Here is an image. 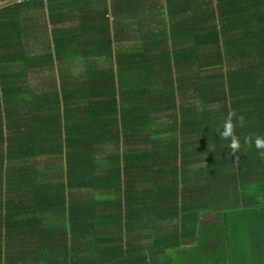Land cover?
<instances>
[{
	"label": "trees",
	"instance_id": "obj_1",
	"mask_svg": "<svg viewBox=\"0 0 264 264\" xmlns=\"http://www.w3.org/2000/svg\"><path fill=\"white\" fill-rule=\"evenodd\" d=\"M190 1L187 15L191 10L194 15ZM210 1L202 0L197 8L201 24L196 25V33L202 47L217 48L215 56L206 60L226 67L225 73L215 72V77L225 82L227 93L220 97L221 107L216 110L218 116L225 114L218 130L229 121L241 150L247 149L257 160L263 153L251 140L264 138V0H215L216 6ZM44 4L52 37L42 39L41 47L32 44L24 50L19 30L28 36L48 30L47 24L36 18V9ZM20 5H32L35 11L28 8L24 12L17 4L19 11L14 16L6 7L10 21L16 22L5 23L0 37V264H231L235 257L234 264H248L238 261L237 253L248 250L249 242L255 243L249 248L251 254H243L251 257V264H264V200L258 201L259 195L264 196L262 164L259 168L258 161L255 163L252 198L243 196L240 205L225 201L215 184L214 167L226 159L222 156L225 148L231 151V137L221 138L218 130L204 138V150L210 144L213 147L209 156L207 152V157L206 153L202 157L207 160L202 173L209 180L202 188L195 183L194 159L182 156L179 175L174 167L171 179L154 181L143 175L124 189L117 182L113 194L106 185L101 188L103 193H93V183L86 177V163L93 150L85 147L89 133L84 131L78 102L91 94L87 104L97 107L92 116L98 117L97 100L104 96L99 93L106 94L107 87L90 91L84 79L68 77L66 87L56 89L49 84L35 92L23 85V66L17 65L16 71L7 64L21 61L18 64H25L28 71L42 63L51 67L53 60L70 58L71 44L75 45V57L90 51L97 55L96 45L109 48L111 40L84 34L105 29L109 7L106 0H26ZM141 6H135L138 17ZM155 9V5L148 8ZM72 14L77 21L74 32L79 36L66 37L64 32L62 37L58 25ZM145 17H149L147 13ZM147 49L136 53L138 63L148 61ZM86 72L91 84L99 81L97 68L92 66L91 72ZM63 73L60 71L61 78ZM121 106L124 109L123 100ZM136 108L145 109L141 103L132 107ZM195 114L198 112L190 109L188 116L182 115L180 125L189 117L193 120ZM203 115L212 114L204 111ZM245 138L249 143H244ZM97 141L98 137L91 144ZM142 165L147 166L146 162ZM137 173L140 176L138 169ZM245 173H240L241 183ZM212 209L220 214L219 220L200 228L197 213Z\"/></svg>",
	"mask_w": 264,
	"mask_h": 264
},
{
	"label": "crops",
	"instance_id": "obj_2",
	"mask_svg": "<svg viewBox=\"0 0 264 264\" xmlns=\"http://www.w3.org/2000/svg\"><path fill=\"white\" fill-rule=\"evenodd\" d=\"M22 1L26 0H0L1 38L4 36L5 23L9 25L16 22L10 21L6 7L13 11L14 16L18 15L17 4L24 12L28 8L31 9V13L35 11L32 5L29 7L20 5ZM189 1L106 0L109 11L105 29L84 35L109 38L111 40L109 48L97 44V51L94 52L97 55H91L90 51L84 57H75V45L71 44L70 58L59 62L53 60L51 67L42 63L40 67H34L29 71L21 69L26 77L23 85L33 88L35 92L49 84L56 89L62 85L66 87L70 82L68 77L73 81L84 79L87 83L85 86L90 91L107 87L106 94L99 93L104 96L97 100L100 109L98 117L92 116L93 110L97 107L87 104L92 99L91 94L89 97H82L81 102H78L84 131L89 133V144L85 147L93 150L86 163L89 167L86 177L93 183L91 186L93 193H103L101 188L106 185L107 191L113 194L117 182H120V187L124 189L130 181L142 180L143 175L154 181L171 179L174 167L176 172L178 171L176 175H179L182 156L194 159L191 166L196 167L195 183H199L202 188L209 182L202 173V169L207 168V160H203L202 157L205 153L207 157V152L209 156V149L213 145L210 144L205 151L204 138L206 133L218 130L221 123L219 120L225 116V114L218 116L216 110L221 107L220 97L227 94L226 84L224 81L222 84L219 78L215 77V72L221 70L225 73L226 67L210 64L206 60H211V56H215L217 48H213L212 45L202 47L200 35L196 33V25L201 24V14L197 16L196 11L202 0L190 1L194 15L192 10L187 15ZM210 2L216 6L215 0ZM137 5H142L143 8L140 17L135 13ZM154 5L158 10H148ZM130 6L133 7L132 10L127 9ZM36 10V18L42 19L48 30L46 32L36 30L35 34L32 33L30 36L19 30L22 33L19 43L24 50L27 45L32 44L41 47L42 39L52 37L47 5L44 4ZM146 13L149 17H145ZM174 15L177 16V20ZM213 16L218 27L217 11ZM84 19L88 22L87 17ZM58 26L62 37L64 32L66 37L79 36L74 32L77 21L73 14L70 19ZM1 38L0 41L3 42ZM147 47L148 61L138 63L134 58L136 53ZM205 55H208V58H205ZM92 66L100 73L99 81L95 84H91V75H87L86 72L87 70L91 72ZM60 71L66 72L63 73V78ZM105 77H111V80L108 78L106 80ZM122 100L125 103L124 109L121 106ZM139 103L144 110L132 109ZM190 109L197 111L198 115H193V120L189 117L183 126L180 125L182 115L188 116ZM204 111L212 115L202 116ZM96 137L98 141L91 144ZM222 156L227 161L224 160L221 165L214 167L218 176L215 184L218 185L221 197L225 201L240 205L243 196H247L248 200L252 198V191L256 186L255 163L258 161L259 168L262 164L264 171V153L262 158L259 154L255 160V156L247 149L243 151L240 148L236 152L232 150L228 152L225 148ZM144 162L147 164L146 167L142 165ZM244 170L246 173L241 183L240 173ZM212 181L214 182V178ZM119 196L122 197V194ZM263 200L264 196L259 195L258 201ZM212 210H201L197 213L196 221L200 228L203 223L219 220L220 214ZM251 245L254 246L255 243L249 242L248 250L238 251V261L252 263L251 257L243 254L245 251L251 254L249 249ZM231 261V264H234L236 257Z\"/></svg>",
	"mask_w": 264,
	"mask_h": 264
},
{
	"label": "clouds",
	"instance_id": "obj_3",
	"mask_svg": "<svg viewBox=\"0 0 264 264\" xmlns=\"http://www.w3.org/2000/svg\"><path fill=\"white\" fill-rule=\"evenodd\" d=\"M218 134L221 138L231 137L230 142L228 144V147L233 152H236L237 149L240 148V143H239L238 139L236 137L232 136V125L229 121H225V123L223 125V130L222 131L218 130ZM244 143L245 144L249 143L248 138H245ZM251 143L254 145V147L257 150H260L262 153H264V138L257 136L251 140Z\"/></svg>",
	"mask_w": 264,
	"mask_h": 264
},
{
	"label": "rangeland",
	"instance_id": "obj_4",
	"mask_svg": "<svg viewBox=\"0 0 264 264\" xmlns=\"http://www.w3.org/2000/svg\"><path fill=\"white\" fill-rule=\"evenodd\" d=\"M18 63H21V61H17V62H16V60H12L11 62L9 61L7 64V67L11 70H16L17 65H22L24 69L27 68V66H25V64H18Z\"/></svg>",
	"mask_w": 264,
	"mask_h": 264
}]
</instances>
